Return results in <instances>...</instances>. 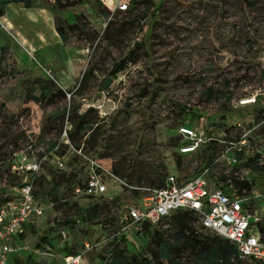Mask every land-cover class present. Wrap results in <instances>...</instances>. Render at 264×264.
I'll list each match as a JSON object with an SVG mask.
<instances>
[{
  "label": "rangeland",
  "instance_id": "obj_1",
  "mask_svg": "<svg viewBox=\"0 0 264 264\" xmlns=\"http://www.w3.org/2000/svg\"><path fill=\"white\" fill-rule=\"evenodd\" d=\"M50 1L60 13L55 27L61 21L77 25L62 41L69 46L68 64L78 71L75 83L64 90L70 97L66 93L51 99L39 96V84L50 83L53 89L65 85L54 74L57 68L40 56L51 53L49 48L36 51L29 43L35 28L27 7L21 5L25 19L17 32L0 19V202L16 197L22 181H33L44 209L42 215L29 217V227L20 237L29 247L26 253L45 235L41 250L81 252L87 264H105L117 246L128 255L150 256L155 234L171 239L176 231L170 217L133 227L118 241L111 238L119 228L122 204L113 211L97 210L94 218L88 216L94 200L74 194L82 163L73 162L72 153L62 156L65 169L44 161L43 170L34 176L9 174L8 158L14 152L26 150L30 143L48 152L65 129L72 146H82L101 159L123 181L154 186L168 174L189 178L207 162L206 146L197 155L179 153L178 146L185 142L178 134L180 125H196L218 136L237 123L233 134L250 131L254 150L237 155L239 163L230 169L220 161L213 164L208 177L225 182L243 176L250 184L246 192L251 205L264 208V120L253 128V122L264 119V0ZM122 2L127 4L125 11L118 9ZM127 54L131 59L125 68L111 75L113 63ZM88 69L90 77L81 82ZM106 77L111 82L101 90ZM29 79L34 80L31 89ZM247 97H255V102L240 104ZM85 111V124L93 131L85 129L71 138V118L79 119ZM90 131L94 138L87 142ZM221 147L216 144L213 159ZM253 156L256 161L247 164ZM254 163L262 170H253ZM51 176L59 185L56 198L48 194ZM119 191V202L132 196L110 179L107 195ZM49 199L57 200L56 205L50 207ZM190 224L197 233L212 235L202 233L205 230L196 221ZM85 242L93 247L83 251ZM13 255L7 264H14ZM39 257L34 255L35 260ZM178 259L181 264H198L190 248H184ZM154 264L166 262L154 260Z\"/></svg>",
  "mask_w": 264,
  "mask_h": 264
},
{
  "label": "built area",
  "instance_id": "obj_2",
  "mask_svg": "<svg viewBox=\"0 0 264 264\" xmlns=\"http://www.w3.org/2000/svg\"><path fill=\"white\" fill-rule=\"evenodd\" d=\"M126 8L125 2L118 4V9L125 10ZM46 72L49 76L51 75L49 70ZM65 93L70 97V92L65 91ZM253 102H255V97H247L241 100L240 104ZM263 120L257 124L253 122V128ZM177 130L179 136L185 141L178 146V151L181 154L193 153L200 147L211 143L221 144L222 147L217 152L218 156L211 159L210 166L220 161V163H224V166H227V169H230L239 163L237 155L252 153L254 150V146L248 139L250 131L235 132L236 135L233 132L227 135L221 131L217 136L214 132H206L186 124L180 125ZM60 142L64 146H61ZM60 142H56L48 152L41 146V148H35L31 143L28 144L26 150L15 152L8 158L9 174L34 176L43 169L44 161L50 156L57 168L65 169L66 164L62 156L72 153L82 163L84 169L83 185L74 188L76 195L93 197L105 195L109 198L120 195V191L114 192L112 195L106 193L108 181L112 178L119 183L121 188L125 186L130 191H136L131 193L132 196L129 199L121 201L119 228L111 238L125 236L131 228L145 222L157 224L177 210H190L197 217V223L201 229L213 231L235 244L238 259L264 262V234L258 230V225L264 216V208L253 207L251 196L246 192V189L231 181L229 177L225 182L217 178L211 179L208 177L209 167L206 166L186 179L168 174L165 177L164 185L160 187L133 186L116 176L101 159L85 152L82 146H72L68 140L66 129L63 130ZM61 149H63V153L57 154L56 152ZM39 150L42 151L40 156L35 154ZM236 179L245 180L243 176L236 177ZM33 185V181L24 180L18 186L16 197L0 202V264H7L9 255L25 248L22 244L14 242L16 235L20 230L25 229V224L30 223L31 215L40 216L44 212L43 205L35 196ZM49 206L51 207L50 204ZM115 207L112 211L115 210ZM76 222H79V219ZM61 233L65 234L63 230ZM83 245V251L93 247V244L88 242ZM43 262L44 264H56L48 260L44 261V259L35 260L30 264H43ZM60 264L87 263L84 261L82 253L78 252L62 255Z\"/></svg>",
  "mask_w": 264,
  "mask_h": 264
},
{
  "label": "trees",
  "instance_id": "obj_3",
  "mask_svg": "<svg viewBox=\"0 0 264 264\" xmlns=\"http://www.w3.org/2000/svg\"><path fill=\"white\" fill-rule=\"evenodd\" d=\"M11 1L18 3V4H21L24 7H30L31 2H32V0H11ZM134 2L138 3L139 0H134ZM3 3H5V1L0 2V4H1L0 15L2 14V8L1 7H2ZM121 11H125V10H121ZM76 27H77V25L75 22L69 23V22L61 21L59 24L56 25L55 30L58 33L61 40L64 41L67 38V31L68 30L71 31ZM0 53H1V48H0ZM130 59H131L130 54H127L125 56V58H122V59L118 60L117 62L113 63V69L110 70V74L116 75L118 72L122 71ZM90 75H91L90 70L89 69L85 70L82 74L81 82H84L86 79H88L90 77ZM33 86H34V80L29 79L27 81V87L29 89H31ZM39 86H40L39 96L41 98L48 97L51 99L55 95H64V93H65L64 90H62L60 88L59 89H53L52 88L53 86L50 83L46 84V85L39 84ZM227 99H230V95L227 97ZM74 110H75V108L73 107L71 109V112H74ZM86 112L87 111H85V113H83L79 117H77L79 119H72L71 118V120H70L71 128L68 131V134L71 138L74 137L76 132L81 133L85 129L92 130L91 127H89L87 124H85L84 118H86ZM186 125L189 127H193V128L197 127L196 125H191V124H186ZM222 126H224V125L222 124ZM233 127H235V124L227 126L223 130V132L225 134L229 135L232 132ZM92 131H90L87 142H92V140L94 138V134L92 133ZM54 145H55V143L50 147V149ZM215 146H216L215 143H211V144L206 146V149L208 150L207 162L202 167L199 168V171L206 166L209 167V169L211 168L210 163H211V159L213 158V155H214ZM76 147H79V145H76ZM202 147H204V146H202ZM202 147L197 149L192 154L197 155L196 153H199L201 151ZM56 153L61 154L60 151H57ZM187 154H191V153H187ZM256 159H257V156L251 157L247 161V164L256 161ZM75 160L77 161L76 157H74L73 162ZM46 161H49L51 164H53V166L55 168H57L54 165L52 156L47 158ZM254 164L255 165L252 166L253 170H255V171L256 170H262L261 165H259L258 163H254ZM66 167H67V164H66ZM81 168H82V176H81V179L78 180V183L76 184V186H82L83 185V180H84L83 179L84 178L83 165H81ZM57 169H59V168H57ZM112 171L116 176L118 175L116 170L114 171L112 169ZM118 177L121 178L120 176H118ZM48 179H49L48 183L51 184V188L48 191V194L51 196H54L56 198V194L58 193V188H59V185L56 181V177L51 176V178H48ZM232 179L235 183H237V185H240V187H243L247 190L250 188V184L247 180L239 181L236 178H232ZM164 180H165V178L162 180L161 184L154 185V186H156V187L163 186ZM23 182L24 181H22L19 185H21ZM126 183L129 185H133V186H153V185L136 184V183H131V182H126ZM123 189L124 190L127 189L131 193L136 192L135 190L130 191L125 186H123ZM76 196H79V195H76ZM80 196L94 200V203L91 206L92 212L89 213V215H88L90 218H94L93 212H96L97 210L105 209L106 207H108L112 211L113 207H115L121 203V201L119 202L120 195H117V196H114L111 198H109L105 195H101L98 197L84 196V195H80ZM6 199L7 198H5L4 200H6ZM47 202H48V204L51 205V207H53L56 205L57 200L49 199ZM84 216H86V213ZM170 217H171V222H172L174 228L176 229L173 238H171V239L164 238L159 233L155 234L154 239L151 242L153 244V246L151 248L150 256H144L143 253H139V252H134L131 255H128L123 251L122 248H119L117 246L111 251V254L109 256V260L105 264H154V260L164 261V262H166V264H181V262L179 261L178 258H179V253L184 248H190L191 253L193 255H195V257H196L198 264H262L263 263L261 261H256V260L248 261V263H245V261L238 259L237 258V249H236L235 244L230 242L226 238L220 237L219 235L215 234L213 231L205 230L202 232V233H210V234H212L211 236H208V235L204 236V235L197 233L192 228V225L190 224L191 220H194L197 222V217L190 210H177V211L171 213L170 215H167L163 219L170 218ZM77 219L78 218H76V220ZM76 220H75V222H76ZM64 221L68 222L69 220L65 219ZM79 221H80V219H79ZM145 223H143V224H145ZM143 224L138 225L136 227L140 228ZM24 226H25V228H28L29 223L25 224ZM258 230L260 231V233L264 234V216H263L262 221L258 225ZM123 237H125V236L113 237V239L118 241V239H123ZM46 241H47L46 236L41 235L40 242L37 241L35 244V247H37V248L41 247L42 244L46 243ZM63 250H61V251H63ZM64 251H65V253L67 252L66 250H64ZM65 253L63 255H65ZM31 257H32L31 254H28V255L25 254L24 258H25V260H27V259L31 260L30 259ZM44 261H46V260H44ZM17 262L19 263L20 261H16V263ZM54 263H56V262H54ZM19 264H24V261L20 262ZM43 264H44V262H43Z\"/></svg>",
  "mask_w": 264,
  "mask_h": 264
},
{
  "label": "crops",
  "instance_id": "obj_4",
  "mask_svg": "<svg viewBox=\"0 0 264 264\" xmlns=\"http://www.w3.org/2000/svg\"><path fill=\"white\" fill-rule=\"evenodd\" d=\"M5 1L2 5V14L0 15V19L5 23L7 27H10L14 31H18V28L21 27V22L24 21L22 14L25 11H22L21 4L15 3L11 0H0V2ZM1 6V4H0ZM23 7V6H22ZM27 12H29V23L32 24L35 29L32 30L33 40H30L29 43L36 51H40L44 46L48 47L51 53L48 55H40L47 63L51 66L56 67L54 70V74L59 78L61 83L65 86L62 88L65 90L70 87L76 81V71L71 64L70 60H67L68 56V47L63 44L61 38L55 30V20L58 16V9L52 3V1L47 0H32L31 6L27 7ZM42 23L44 27L41 29L38 24ZM57 52L55 55L54 52ZM69 63V64H68ZM74 63V62H73ZM78 72V71H77ZM258 207V206H257ZM261 208V207H258ZM263 208V207H262ZM26 231L22 229L16 235L14 242L21 245L20 237L23 236V233ZM49 247V246H47ZM46 249V247H45ZM43 250V251H42ZM37 247L32 248L30 252L29 247L25 246V248L21 249L19 252L15 253L13 257L14 264H19L24 261V264H30L34 262V255L38 254L41 260H48L51 262H56L59 264L61 262V256L64 254V251H55L56 254L52 253L50 250H44ZM45 252V253H44ZM25 254H31V260H25ZM67 254V253H65ZM38 260V259H36ZM16 261H20L19 263Z\"/></svg>",
  "mask_w": 264,
  "mask_h": 264
},
{
  "label": "water",
  "instance_id": "obj_5",
  "mask_svg": "<svg viewBox=\"0 0 264 264\" xmlns=\"http://www.w3.org/2000/svg\"><path fill=\"white\" fill-rule=\"evenodd\" d=\"M111 82V78L106 77L104 82L101 84V90H104L108 87L109 83Z\"/></svg>",
  "mask_w": 264,
  "mask_h": 264
}]
</instances>
